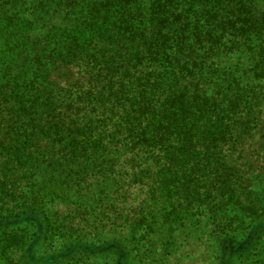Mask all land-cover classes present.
I'll return each instance as SVG.
<instances>
[{
  "label": "trees",
  "instance_id": "trees-1",
  "mask_svg": "<svg viewBox=\"0 0 264 264\" xmlns=\"http://www.w3.org/2000/svg\"><path fill=\"white\" fill-rule=\"evenodd\" d=\"M0 264H264V0H0Z\"/></svg>",
  "mask_w": 264,
  "mask_h": 264
}]
</instances>
